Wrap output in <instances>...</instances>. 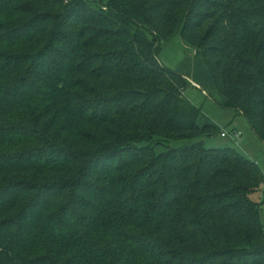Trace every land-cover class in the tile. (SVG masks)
Returning a JSON list of instances; mask_svg holds the SVG:
<instances>
[{
  "label": "trees",
  "instance_id": "obj_1",
  "mask_svg": "<svg viewBox=\"0 0 264 264\" xmlns=\"http://www.w3.org/2000/svg\"><path fill=\"white\" fill-rule=\"evenodd\" d=\"M179 36L264 143V0H0V264H264V173L207 146Z\"/></svg>",
  "mask_w": 264,
  "mask_h": 264
},
{
  "label": "rangeland",
  "instance_id": "obj_2",
  "mask_svg": "<svg viewBox=\"0 0 264 264\" xmlns=\"http://www.w3.org/2000/svg\"><path fill=\"white\" fill-rule=\"evenodd\" d=\"M95 8L109 7L111 0H85ZM165 68L176 73H192L197 79L199 88L190 87L186 97L199 109L201 117L199 123L217 125L231 135L222 138L220 135L209 139L207 146L220 149L232 148L258 165L264 173V143L257 137L249 122L237 112L224 108L225 99L217 91L212 76L201 59L195 58L192 51H188L181 37H176L166 44L159 54ZM237 131L243 135L240 141H235L231 132ZM252 199L261 204V223L264 225V184L259 193Z\"/></svg>",
  "mask_w": 264,
  "mask_h": 264
},
{
  "label": "built area",
  "instance_id": "obj_3",
  "mask_svg": "<svg viewBox=\"0 0 264 264\" xmlns=\"http://www.w3.org/2000/svg\"><path fill=\"white\" fill-rule=\"evenodd\" d=\"M194 85V87H196V88H199V86L197 85V84H193ZM231 134L229 133V132H227V131H222V133H221V137L222 138H227L228 136H230ZM233 136H234V139L236 140V141H240L241 140V138H242V134L241 133H239V132H236V133H233Z\"/></svg>",
  "mask_w": 264,
  "mask_h": 264
},
{
  "label": "crops",
  "instance_id": "obj_4",
  "mask_svg": "<svg viewBox=\"0 0 264 264\" xmlns=\"http://www.w3.org/2000/svg\"><path fill=\"white\" fill-rule=\"evenodd\" d=\"M182 74H184L185 76H187L188 78H190V80L192 81V83L193 84H197L198 86H199V84H198L197 79L202 80V78H193V74L192 73L183 72Z\"/></svg>",
  "mask_w": 264,
  "mask_h": 264
}]
</instances>
